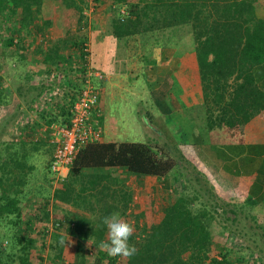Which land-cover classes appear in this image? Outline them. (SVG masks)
I'll return each mask as SVG.
<instances>
[{
	"label": "trees",
	"instance_id": "16d2710c",
	"mask_svg": "<svg viewBox=\"0 0 264 264\" xmlns=\"http://www.w3.org/2000/svg\"><path fill=\"white\" fill-rule=\"evenodd\" d=\"M93 1L96 9L102 3ZM89 6L88 0H0V53L11 52L17 66L25 68L35 52L50 74L68 65L81 72L84 82L88 77L85 48L90 44L91 54L97 50L93 42L97 26L89 22ZM121 6H128V10H119ZM108 8L114 11L110 20L117 39L191 26L204 122H199V114L193 115L190 123L181 121L187 125L179 126L183 147L170 146L167 139L154 144L114 139L89 142L78 153L62 186L46 194L38 207L42 213L26 216L22 203L37 167L31 160L45 141L36 137V126L26 123L23 116L33 112L50 133L53 124L68 125L71 106L82 85L65 81L66 100L54 103L49 77L38 84L19 73L18 78L25 81L17 80L14 89L21 99L15 112L0 122V264H44L46 258L51 264H238L244 258H233L238 252L227 246L217 248L212 230L218 216L229 211L226 219L232 227L222 225L248 241V247L260 254L264 264V225L239 204L221 203L223 200L207 186L209 178L192 150L195 144L222 138L220 129L231 139L241 136L244 126L264 110V90L256 81V69L264 65V0H111ZM45 29L52 38L42 37L35 47L34 36ZM182 44L177 41L178 52ZM4 80L0 72V112L11 101ZM50 142L54 154L52 137ZM119 169L122 176H114L112 171ZM176 172L184 185L174 183L162 211V204L152 208L147 226L134 224L129 243L139 250L136 256L113 258L96 247L107 239V229L101 224L104 216L118 211L128 217L135 199L128 185L132 174L166 180L175 174L178 181ZM51 200L74 208L65 212V220L54 222L52 230ZM157 214L161 215L159 221L155 220ZM62 236L71 240L67 247L59 244ZM72 246L76 247V260L67 262Z\"/></svg>",
	"mask_w": 264,
	"mask_h": 264
},
{
	"label": "rangeland",
	"instance_id": "374dc122",
	"mask_svg": "<svg viewBox=\"0 0 264 264\" xmlns=\"http://www.w3.org/2000/svg\"><path fill=\"white\" fill-rule=\"evenodd\" d=\"M88 1L90 6L86 12L87 16L89 17V22H93L97 26L94 39L91 38L93 39V42L97 44V46L95 45L97 50L92 54L91 60H93V63H91V66L93 69L96 68L101 70L103 74L105 73L110 75L112 73V79H109L107 76L104 81H97L98 86L104 82L106 94L105 114L107 118L105 121L103 120V123L100 119H97V121L95 120L97 126L103 131L102 139H114L118 141H141L148 143L152 142V144H154L157 140L159 143H166V140L164 139H167L170 146L177 145L178 147H183V139L178 136L182 135L179 126L182 125L186 128L187 125H185V123L181 124V121L185 119L190 123L193 121V115L199 114V122H204V111L200 108L201 105L195 106L194 109L185 108L181 112L183 113V118L179 117L181 115L179 111H181V108H184V105L178 99L181 90L179 82L173 78L174 87L169 90L170 92L167 93V91H157L155 93V98V95L149 91L150 87L147 85V75L149 71L148 67L150 65L159 66L160 56L156 53L159 46H162V48L173 46H175L174 48H179L177 41H180L181 43H185L181 45L180 50L184 51V49L187 47L190 55L192 54L194 56L193 50L195 49V46L191 43V26H177L167 30L151 32L148 36L139 34L136 37H131L129 39H117L115 36H113V28L111 26L110 20L111 14L114 15V11L108 8L111 0H102L101 5H99L97 9L95 8L93 0ZM119 10H128V6H121ZM49 15L50 13L48 12L47 16ZM39 31H41V27ZM42 37L46 39L52 38V33L50 31L46 32V29L40 33L38 32L36 37L34 36L33 42L35 47L37 43L40 42L39 39L41 40ZM180 53L181 52H179L177 55L180 56ZM29 60L30 62L25 66V68H19L16 61L12 59L11 52H6L4 50V52L0 53V65L3 66L4 64L5 66L4 70L0 68V72L3 78H5L4 84L9 90L11 100L9 104L4 106L0 112V122L5 117L15 112L14 110L16 104L21 99L18 96L17 91L14 89L15 85H17L15 83L17 80L19 82L25 81L24 77L18 78L19 73L26 74L27 77L38 84L46 81L49 77V80H51L53 85L52 94L54 95L55 99L52 102L54 103L56 100H66L63 85L65 81H61L63 76L64 79L65 77L67 78L65 79L66 81L70 79L75 81V84H79V82L81 85L83 84V76L81 75V72L76 71L74 67L70 68L67 65L64 70L59 69L58 72L50 74L48 71L49 67L46 64L41 63L42 57L37 55L35 52L30 54ZM193 73L194 76H199L197 70H194ZM68 75H71L70 78ZM94 77L95 76H92V78ZM196 80H198V78ZM174 97H176V99H174ZM163 98L166 99L163 100ZM161 100L165 102L162 103ZM163 104H170L171 106H174V104L177 105V112H173L174 115L171 118L166 114L163 116L167 123L163 119L159 118H157V120H152V117L150 116L151 113H154L156 117H162V109H165ZM175 116L179 118H176ZM23 117L26 123L30 124L31 126H36V137H44L45 141V143L40 146V151L37 152L35 157L31 160V162L36 164L37 167L32 173L30 183L27 186L29 194L22 203L24 206L23 208L26 211V216H33L35 214L37 215L42 213L38 207L45 202L46 194H49V190L53 191L56 185L59 187L61 183H56L55 174L50 171V167H47L50 155L53 154L54 150V145L52 142H50V132L47 130L46 126L42 127L41 121L36 118L33 112L28 111ZM169 122L174 128L173 132L165 133L166 129L169 127ZM21 124L23 125V123ZM17 128L15 126V128L12 129L13 136ZM155 129L160 130L162 134L154 132ZM193 156H195V152H193ZM191 160H193V158ZM112 172L114 175L119 174L118 170ZM178 176L180 175L177 173L178 181H176L177 179H175V174L169 177L168 180L151 176L138 178L132 174L128 179V185L133 189L134 196L136 198L130 206L131 211L127 215L129 218L123 217V219L126 221L129 220L133 226L134 224H139L140 227L145 225L147 226L149 221L152 220V213H148L150 206H159L162 204L160 207L161 212L162 206L167 203V193L171 190V187L174 189V183L176 182L184 185L185 181L183 179L180 180V177ZM168 182L171 185L166 187L165 184ZM207 186L210 190H212V192L217 194L214 182L209 180ZM212 195L214 196V194ZM222 200L223 202L221 201V203L223 204L225 201H227L224 199ZM109 201L113 203V200L110 199ZM239 205L241 208L243 207L244 210L256 215V217H258L260 220V214L256 213L254 209L249 207V204L244 205V203H240ZM225 207L226 209H230L229 207H233V205ZM70 210H74V208L68 205L61 207V205H59L57 202L51 200L49 205V211L51 213L49 224H51V230L54 228V222L57 220H65V212ZM229 213L230 211L227 212L226 215H219L217 221L213 224L212 230L217 248L220 249L223 246H227L233 250H236L238 254H233V258H236L237 256L244 258L238 264H263L261 261L262 259L260 260L259 258L260 254L248 247V241L241 239L238 235V232L231 229L232 225L226 219V216L229 215ZM98 223H100V221H97V224ZM222 224L228 226L231 225V227H224ZM237 225L240 226V224ZM244 225L248 227L250 224H241V227H244ZM242 238L246 237L242 236ZM47 254L48 253L46 252L45 257H47ZM75 260L76 247L72 246L69 248L67 254V262H73ZM44 264H51V262L48 258H46Z\"/></svg>",
	"mask_w": 264,
	"mask_h": 264
},
{
	"label": "crops",
	"instance_id": "0c3cea01",
	"mask_svg": "<svg viewBox=\"0 0 264 264\" xmlns=\"http://www.w3.org/2000/svg\"><path fill=\"white\" fill-rule=\"evenodd\" d=\"M179 52H181L180 56L177 55ZM179 52L174 47H158L156 53L160 56V63L159 66L150 65L148 67L147 85L150 87L149 91L156 98L155 93L157 91L170 92L169 90L174 87L173 78H175L181 88L178 99L184 105V108H181V111H179L181 113L185 108L202 106L203 96L197 84L198 80L196 79L198 76H194L193 73L196 70L193 60L194 56L190 55L188 49ZM107 76L109 79H112V73L110 75L105 74L103 79L92 78L100 91V103L93 114V118L96 121L97 119L102 120V123L107 118L105 114V84L102 82L99 88L97 81H104ZM256 81L264 90V65L256 69ZM163 100H161L162 103L165 102ZM163 105L165 109H162V117H156L154 113H151L152 120L159 118L166 122V119L163 118L165 114L171 118L174 115L173 112H177L176 104L174 106L170 104ZM201 106L200 108H202ZM168 125L170 128L168 127L165 133L173 132L174 128L170 122ZM220 130L222 138L219 137L204 144L193 145L192 150L195 152V157L199 162L201 171L206 174L211 182H214L216 192L221 199L227 200L225 202H232L234 205L235 203H252V209L260 214V221L264 224V110L244 126L243 132L240 133L241 136L237 138L231 139L228 136L229 134L224 133L222 129ZM154 132L162 134L158 129H155ZM119 172V174L114 176H122V169H119ZM165 185L169 187L168 183ZM57 203L61 207L66 206L64 203ZM156 206L151 205L148 213H153L152 208H156ZM130 211L131 207L127 213L129 214ZM160 217L161 215L158 214L155 220L159 221ZM127 221L131 223L129 220Z\"/></svg>",
	"mask_w": 264,
	"mask_h": 264
},
{
	"label": "built area",
	"instance_id": "2783aa9c",
	"mask_svg": "<svg viewBox=\"0 0 264 264\" xmlns=\"http://www.w3.org/2000/svg\"><path fill=\"white\" fill-rule=\"evenodd\" d=\"M85 52L86 60L84 61V67L87 68L88 77L84 79L78 99L71 106L70 122L68 125L53 124L50 127V135L53 142L56 143L50 168L55 174L57 184L62 183L68 176L70 168L80 150L89 142L100 140L103 137L102 129L97 126L93 118V114L100 103V91L94 83L92 76L103 79L104 74L101 71L94 70L91 66L92 54L90 44H87ZM70 76L68 75L69 78ZM65 79L67 78L65 77ZM65 79L63 76L61 81H66ZM65 84L64 82L63 85ZM66 88H64V92H66Z\"/></svg>",
	"mask_w": 264,
	"mask_h": 264
},
{
	"label": "clouds",
	"instance_id": "9594fccd",
	"mask_svg": "<svg viewBox=\"0 0 264 264\" xmlns=\"http://www.w3.org/2000/svg\"><path fill=\"white\" fill-rule=\"evenodd\" d=\"M102 225L107 229V239L101 240L96 247L106 252L110 257L131 259L139 252L134 244H130L135 229L134 226L122 218L120 212L114 211L102 218ZM71 243L70 238L61 237L59 244L65 246Z\"/></svg>",
	"mask_w": 264,
	"mask_h": 264
}]
</instances>
